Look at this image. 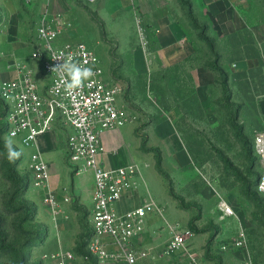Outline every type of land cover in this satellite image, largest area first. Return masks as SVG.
<instances>
[{
  "label": "rangeland",
  "instance_id": "rangeland-1",
  "mask_svg": "<svg viewBox=\"0 0 264 264\" xmlns=\"http://www.w3.org/2000/svg\"><path fill=\"white\" fill-rule=\"evenodd\" d=\"M66 1L74 18L64 34L67 41L93 48L105 79L120 88L119 100L141 133L144 155L134 161L144 166L150 193L168 207L170 197L181 210L182 222L194 233L198 264H264V215L255 218V204L244 193L246 182L255 180L260 168L251 143L264 129V0H233L244 29L227 36L195 0H173L171 15L183 30L179 48L187 56L170 65L148 56L156 46L155 24L145 27L139 12L133 11L137 0H121V5L118 0ZM44 2L0 0V83L10 76V58L32 50ZM202 36L211 41L212 50ZM134 50L141 71L137 75L132 73ZM1 114L0 100V264H56L45 255L86 241L90 206L71 201L66 214L53 212L44 190L32 185L28 155L8 161ZM162 122L190 155L183 167L151 148L170 136L162 137V132L157 136L161 141H147V132ZM14 147L23 151L16 143ZM171 149L164 153L171 157ZM221 199L233 207L236 218L221 217ZM239 224L246 233L242 247L233 245Z\"/></svg>",
  "mask_w": 264,
  "mask_h": 264
},
{
  "label": "built area",
  "instance_id": "built-area-1",
  "mask_svg": "<svg viewBox=\"0 0 264 264\" xmlns=\"http://www.w3.org/2000/svg\"><path fill=\"white\" fill-rule=\"evenodd\" d=\"M71 26L61 14L43 12L38 18L36 39L29 55H13L7 70L13 75L0 83V99L5 106V137L13 139L23 154L28 155V170L32 185L44 190V200L56 213L57 200L49 189V169L38 147L40 135L53 129L61 121L69 128L67 154L75 172L90 171L93 180L92 209L90 210V236L86 244L88 254L96 261L113 264H137L147 253L135 247L136 237L142 233L145 220L157 210L154 201L140 202L137 206L119 213L115 203L126 194L136 191L141 182L137 164L108 169L101 161V133L120 128L134 120V116L118 102L120 88L104 77L101 58L82 41L60 42V37ZM72 54L76 62L91 67L95 73L84 85L68 94L59 76L51 69L62 61L55 56ZM37 62L48 82L40 88ZM12 133L15 135L13 136ZM253 149L260 165L257 188L264 177V129L252 139ZM27 150V153L26 151ZM263 197L264 193L258 191ZM222 218L237 217L233 207L220 200L217 205ZM182 234H176L169 248L177 249L184 243ZM245 228L239 224L233 245L244 246ZM56 264L85 260L73 250L56 248L45 255Z\"/></svg>",
  "mask_w": 264,
  "mask_h": 264
},
{
  "label": "crops",
  "instance_id": "crops-1",
  "mask_svg": "<svg viewBox=\"0 0 264 264\" xmlns=\"http://www.w3.org/2000/svg\"><path fill=\"white\" fill-rule=\"evenodd\" d=\"M118 1H120L121 5V0ZM195 2L208 14L212 21L217 23V28L224 29L226 36L244 29L243 20L233 0H195ZM137 4L133 6V9H135L133 11L136 14L139 12L138 17L145 22V27L148 29L151 21L155 24L154 41L156 46L152 51L148 52L149 54L147 53L148 56L152 55L155 60L162 62L164 65H170L177 60L185 58L187 53H184L181 50L182 48H179L183 30L181 25L171 15V6L174 5V1L137 0ZM43 11L49 14H61L70 23L74 19L71 15L70 5L66 0H45ZM66 32L68 33V31ZM59 41L61 43L66 42V35L63 34ZM136 50H134L133 57L136 64L134 68L132 67L133 75H137L139 70L136 61ZM139 60L141 62V56ZM31 65L36 67L39 72V87H44L48 82L47 75L44 74L37 62H31ZM7 71L10 76L13 75L12 71ZM118 102L122 105L119 98ZM164 123H158L152 130L147 132V137H149L147 141L157 138L162 132H164L161 135L162 137L170 136L165 137L166 140L163 141L157 138L161 143L155 144L151 148L159 149L166 157L170 158L176 167H183L190 162V155L182 141L172 131V128ZM170 131H172V134ZM68 132L69 128L61 121H58L53 129L38 138V147L42 151L43 159L47 163L50 173L49 189L54 193L57 200L56 214H66L67 207L71 205V201L75 205L88 204L90 206L89 210L92 209L93 204L92 173L90 171L75 172L73 169L67 154ZM150 134L152 135L151 137ZM101 146L103 151L100 157L106 168L115 169L132 164H137L140 168L141 182L139 188L121 197L114 205L116 210L119 213H124L134 205L137 206L140 202L147 201H154L158 208L147 216L144 230L135 239V247L147 253V256L141 258L137 264H194L195 262L198 264V259H195L196 254L193 250L194 233L187 228V223L182 222L183 219H181L179 214L181 210L175 209V202L170 197L168 198L170 207H168L167 203L158 200L150 193L144 177L145 168L134 161V158L144 155L141 149V133L137 131L134 121L120 128L103 131L101 133ZM170 147H172L171 157L164 153L165 150L169 151ZM176 148L178 151L176 150L173 153ZM25 151L27 153V150ZM168 214L171 215V218ZM158 221H161L160 225L157 223ZM176 234H182L185 240L181 247L172 250L169 248V244ZM59 247L62 248V246ZM99 264L113 263L101 262Z\"/></svg>",
  "mask_w": 264,
  "mask_h": 264
},
{
  "label": "clouds",
  "instance_id": "clouds-1",
  "mask_svg": "<svg viewBox=\"0 0 264 264\" xmlns=\"http://www.w3.org/2000/svg\"><path fill=\"white\" fill-rule=\"evenodd\" d=\"M53 60L62 61V63H58L52 67L51 71L59 76L60 81L68 94H72L74 90L81 88L84 85V82L89 80L95 74L91 67H85L76 62L72 54H69L68 56L61 54L55 56ZM12 135L14 136L15 134L12 133ZM5 149L7 159L10 163H15V161L22 155V152L14 147V141L10 137H5ZM257 190L264 193V177L260 179Z\"/></svg>",
  "mask_w": 264,
  "mask_h": 264
},
{
  "label": "trees",
  "instance_id": "trees-1",
  "mask_svg": "<svg viewBox=\"0 0 264 264\" xmlns=\"http://www.w3.org/2000/svg\"><path fill=\"white\" fill-rule=\"evenodd\" d=\"M190 20H191V22L193 23L194 26H197L196 20L194 18L190 17ZM202 38L205 41V43L207 44V46L212 50V43L208 39V37L202 36ZM223 91H224V99L226 100V99L229 98V96H228V93H227V88H226V84L225 83H223ZM1 104H2V114H1L2 115V128H1V131H2V135L5 138V132H6L5 122H4L5 106H4V104H3L2 101H1ZM232 125L234 127H237L234 122H232ZM251 148H252V152L254 154L255 161L259 165L258 158H257L256 153L254 152L253 144L252 143H251ZM249 164L251 166L253 164V161L252 160H249ZM259 167H260V165H259ZM259 170H260V168H259ZM258 176H259V171H258L257 174H255V180H249L248 182H246L245 191H244V193L249 198H251L252 202L255 204V218L256 219H260L261 218V214L264 215V206H263L264 197L257 190V182H256V180H257ZM254 187H255L256 191L261 195V197L263 198V200L262 199H259L257 197L256 191H255V195L252 193V189ZM256 211H259V215L258 216L256 215ZM89 236H90V230H89V233H88V236H87L86 241L83 242V243H81V244H79L74 249H72L73 252L77 256H88V258H86L85 260H82V261L78 262L77 264H98V262L96 261V259L93 256L89 255L88 254V251L86 250V244H87V241L89 239Z\"/></svg>",
  "mask_w": 264,
  "mask_h": 264
},
{
  "label": "water",
  "instance_id": "water-1",
  "mask_svg": "<svg viewBox=\"0 0 264 264\" xmlns=\"http://www.w3.org/2000/svg\"><path fill=\"white\" fill-rule=\"evenodd\" d=\"M258 181V178H257V180H256V182Z\"/></svg>",
  "mask_w": 264,
  "mask_h": 264
}]
</instances>
